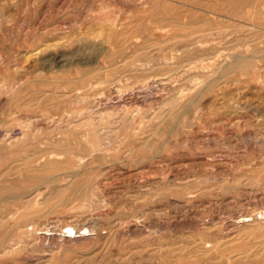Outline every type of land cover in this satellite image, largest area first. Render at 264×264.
I'll return each instance as SVG.
<instances>
[{"label": "rangeland", "instance_id": "1", "mask_svg": "<svg viewBox=\"0 0 264 264\" xmlns=\"http://www.w3.org/2000/svg\"><path fill=\"white\" fill-rule=\"evenodd\" d=\"M0 141V264H264V2L0 0Z\"/></svg>", "mask_w": 264, "mask_h": 264}, {"label": "bare ground", "instance_id": "2", "mask_svg": "<svg viewBox=\"0 0 264 264\" xmlns=\"http://www.w3.org/2000/svg\"><path fill=\"white\" fill-rule=\"evenodd\" d=\"M242 1H243V0H242ZM255 1H257V0H254V2H255ZM259 1H261V0H259ZM262 2H264V0H262ZM258 4H259V3H258ZM254 5H255V4H254ZM238 7H239V6H238ZM172 17H173V16H172ZM128 23H129V22H128ZM114 26H115V25H113L112 27H114ZM240 27H242V26H240ZM109 28H110V27H109ZM243 28H244V27H243ZM160 29H162V27H161ZM114 32H115V31H114ZM255 33H256V32H255ZM259 33H260V32H259ZM114 34H115V33H114ZM116 34H117V32H116ZM256 34H258V33H256ZM112 35H113V34H112ZM261 35H262V34L260 33V36H261ZM251 36L253 37V35H250V37H251ZM254 36H255V34H254ZM260 36H259V37H260ZM261 37H262V36H261ZM129 39H130V38H129ZM244 39H245V38H244ZM244 39H243V40H244ZM249 39H250V38H249ZM260 40H261V39H260ZM113 41H115V40H113ZM116 41H117V40H116ZM252 41H253V40H252ZM257 41L259 42V39H258ZM251 43H252V42H251ZM248 44H249V43H248ZM254 44H255V43H254ZM244 45H245V44H244ZM244 45H243V46H244ZM252 47H253V46H252ZM256 48H257V47H256ZM239 49H240V48H239ZM241 49H242V48H241ZM235 50H236V49H235ZM242 50H243V49H242ZM233 51H234V50H233ZM234 52H235V51H234ZM234 52H233V53H234ZM180 53H181V52H180ZM249 54H250V53H249ZM123 55H124V54H123ZM200 55H201V54H200ZM245 55H246V54H245ZM254 55H255V54H254ZM256 55H257V54H256ZM246 56H247V55H246ZM246 56H243V55H241V54L236 55V56L234 57V63L232 64V66H233V67H236V65H237L238 63H240L241 61H243V60H244L243 62H245V61L247 60V59H246V58H247ZM250 56H251V54H250ZM250 56H249V57H250ZM203 57H204V56H203ZM254 57H255V56H254ZM250 58H253V56H251ZM255 58H256V57H255ZM166 59H167V58H166ZM168 59H169V58H168ZM200 59H201V58H200ZM204 59H205V58H204ZM253 59H254V58H253ZM208 60H209V59H208ZM248 60H249V59H248ZM215 61H216V60H215ZM249 61L252 62L253 60H249ZM146 62H147V61H146ZM232 62H233V61H232ZM243 62H242V63H243ZM250 62H249V63H250ZM242 63H241V64H242ZM245 63H246V62H245ZM256 63H257V62H256ZM247 64H248V62H247ZM253 64H255V63L253 62ZM253 64H252V65H253ZM118 65H119V64H118ZM243 65H244V63H243ZM245 65H246V64H245ZM252 65H251V66H252ZM145 66H146V65H145ZM169 66H170V65H169ZM241 66H242V65H241ZM138 67H139V66H138ZM140 67H141V66H140ZM219 67H220V66H219ZM239 67H240V66H239ZM244 67H245V66H244ZM244 67H243V68H244ZM246 67H248V66H246ZM249 67H250V66H249ZM254 67H255V66H254ZM166 68H167V67H166ZM251 68H252V67H251ZM130 70H131V69H130ZM170 73H171V72H170ZM179 73H180V72H179ZM201 73H202V72H201ZM177 75H178V74H177ZM179 75H180V74H179ZM170 76H171V75H170ZM173 76H174V75H173ZM226 76H228V75H226ZM229 76H230V75H229ZM171 77H172V76H171ZM177 77H178V76H177ZM211 78H212V77H211ZM159 80H160V79H159ZM104 81H105V80H104ZM101 82H102V81H101ZM84 84H85V83H84ZM207 84H208V83H207ZM207 84H206V85H207ZM112 85H113V84H112ZM91 86H92V85H91ZM91 86H90V87H91ZM145 86H146V85H145ZM163 86H164V85H163ZM90 87H89V88H90ZM91 88H93V87H91ZM91 88H90V91H91ZM142 88H143V87H142ZM144 88H145V87H144ZM132 89H133V88H132ZM145 89H146V88H145ZM200 89L202 90V87H201ZM78 90H79V89H78ZM86 90H89V89H86ZM140 90H141V89H140ZM142 90H143V89H142ZM201 90H200V92H201ZM90 91H89V100H90V98L92 97V96L90 97V93L92 92V91H91V92H90ZM94 91H95V90H94ZM198 92H199V91H198ZM92 93H93V92H92ZM80 94H81V93H80ZM84 94H85V93H84ZM201 94H202V93H201ZM91 95H92V94H91ZM82 97H83V96H82ZM86 98H87V97H86ZM97 99H98V98H97ZM145 99H147V98H145ZM145 99H144V100H145ZM86 101H87V100H86ZM141 101H142V100H141ZM96 102H97V105H98V101H96ZM142 102H143V101H142ZM176 102L178 103V101H176ZM176 102H174V103H176ZM174 103L172 104V108L174 107ZM179 103H180V102H179ZM82 105H83V104H82ZM157 106H158V105H157ZM176 107H177V106H176ZM170 108H171V107H170ZM168 109H169V108H168ZM83 110H84V109H83ZM87 110H89V109L87 108L86 110H84V112H86ZM149 110H150V109H149ZM236 111H237V110H236ZM71 112H72V111H71ZM78 112H79V111H78ZM81 112H82V114H83V111H81ZM91 112H92V111H91ZM91 112H89V113L91 114ZM101 112H102V111H101ZM101 112H100V113H101ZM176 112H177V111H176ZM95 113H96V112H95ZM98 113H99V112H98ZM79 114H80V113H79ZM96 114H97V113H96ZM174 114L177 115V113H174ZM174 114H173V115H174ZM200 114H201V113H200ZM88 115H89V114H88ZM171 115H172V114H171ZM238 115H239V114H238ZM79 116H80V115H79ZM85 116H86V115H85ZM85 116H84V117H85ZM89 116H90V115H89ZM93 116H94V115H93ZM51 117H52V116H51ZM56 117H57V116H56ZM179 117H180V115H179ZM181 117H182V116H181ZM229 117H230V116H229ZM53 118H55V116L52 117V119H53ZM60 118H61V117H60ZM87 118H89V117H87ZM91 118H92V117H91ZM91 118H89V119H91ZM68 119H69V118H68ZM84 119H86V118H84ZM94 119H95V118H94ZM98 119H99V118H98ZM127 119H128V118H127ZM172 119H173V118H172ZM182 119H183V118H182ZM61 120H62V119H61ZM64 120H65V119H64ZM86 120H87V119H86ZM92 120H93V119H92ZM166 120H167V119H166ZM173 120H176V119H173ZM29 121H30V119H29ZM29 121H28V124L26 123L27 125H29ZM33 121H34V120H33ZM126 121H127V120H126ZM53 122H55L54 119H53ZM131 122H132V121H131ZM131 122H130V124H131ZM58 123H60L59 119H58ZM26 124H25V125H26ZM67 124H68V123H67ZM25 125H24V126H25ZM27 125H26V127H28ZM94 125H95V124H94ZM194 125H195V123H194ZM59 126L62 127L63 124H62V125H59ZM20 127H21V126H20ZM30 127H31V126H30ZM67 127H69V126L67 125ZM70 127H71V126H70ZM94 128H95V127H93V129H94ZM181 128H182V127H181ZM2 129H3V128H2ZM93 129H92V130H93ZM21 130H23V129H21ZM24 130H25V129H24ZM8 131H9V130H8ZM25 131H26V130H25ZM25 131H23V132H25ZM94 131H95V130H94ZM94 131H93V132H94ZM96 131H97V130H96ZM26 132H27V131H26ZM32 132H33V131H32ZM3 134H4V133H3ZM6 134H7V133H6ZM10 134H11V132H10ZM10 134H9V135H10ZM111 134H112V133H111ZM4 135H5V134H4ZM9 135H8V138H9ZM19 135H20V133H19ZM19 135H18V136H19ZM24 135H25V134H24ZM28 135H29V134H28ZM102 135H103V134H102ZM102 135H101V136H102ZM6 136H7V135H6ZM6 136H5V137H6ZM12 136H13V135H12ZM99 136H100V135H99ZM103 136H104V135H103ZM2 137H3V135H2ZM5 137H4V138H5ZM14 137H17V136H14ZM21 137H22V136H21ZM21 137H20V138H21ZM106 137H107V136H106ZM4 138H3V140H4ZM6 138H7V137H6ZM22 138H23V137H22ZM25 138H26V137H25ZM100 138H101V137H100ZM100 138H99V139H100ZM103 138H105V137H103ZM10 139H11V138H10ZM99 139H98V140H99ZM5 140H6V139H5ZM57 140H58V139H56V141H57ZM100 140H101V139H100ZM7 141H8V140H7ZM20 141H21V139H20ZM0 142H1V141H0ZM22 142H23V141H22ZM25 142H26V140H25ZM62 142H63V141H62ZM98 142H99V141H98ZM23 143H24V142H23ZM23 143H22V145H25L27 142H26L25 144H23ZM59 143H60V142H59ZM63 143H64V142H63ZM69 143H70V142H69ZM71 143H72V142H71ZM51 144H52V142H51ZM100 144H101V143H100ZM105 144H106L105 141H103V145H105ZM12 145H13V144H12ZM45 145H46V144H45ZM52 145H53V144H52ZM84 145H85V144H84ZM84 145H83V147H84ZM101 145H102V144H101ZM101 145H100V146H101ZM50 146H51V145H50ZM64 146H65V145H64ZM71 146H72V145H71ZM7 147H8V146H7ZM20 147H21V146H20ZM83 147H81V149H83ZM85 147H86V145H85ZM18 148H19V147H18ZM53 148H55V147L53 146ZM60 148H61V147H60ZM56 149L58 150L59 148L56 147ZM85 149H87V148H85ZM100 150H102V147H101ZM60 151H62V149H61ZM90 151H91V150H90ZM95 151L98 152V150H95ZM86 152H87V151H86ZM86 152H85V153H86ZM97 152H95V153H97ZM104 152H105V151H104ZM31 153H32V152H31ZM36 153H37V152H36ZM83 153H84V152H83ZM88 153H89V152H88ZM99 153H100V152H99ZM101 153H102V151H101ZM129 153H130V152H129ZM90 154H91V153H90ZM56 155H59V154H56ZM99 155H100V154H98V156H99ZM87 156H88V155H87ZM90 156H91V155H90ZM95 156H96V155H95ZM98 156H97V158H98ZM26 157H27V156H26ZM34 157H35V156H34ZM49 157H50V156H49ZM61 157H62V156H61ZM88 157H89V156H88ZM41 159H42V158H41ZM43 159H44V158H43ZM29 160H30V159H29ZM89 160H91V159H89ZM227 160H228V159H227ZM53 161H54V160H53ZM84 161H85V156H79V157H78V163H82V162H84ZM91 161H92V160H91ZM91 161H90V162H91ZM93 161H94V160H93ZM21 162H22V161H21ZM25 162H26V161H25ZM50 162H51V161H50ZM55 162H57V161H55ZM60 162H62V161H60ZM90 162H89V163H90ZM32 163H35V162H32ZM45 163H47V162H45ZM51 163H52V162H51ZM53 163H54V162H53ZM87 163H88V162H87ZM22 164H23V163H22ZM22 164H21V165H22ZM28 164H30V162H29ZM48 164H49V163H48ZM54 164H55V163H54ZM32 165H33V164H32ZM42 165H44V164H42ZM45 165H46V164H45ZM60 165H61V164H60ZM76 165H77V163H76ZM23 166H24V164H23ZM49 166H51V165H49ZM47 167H48V166L46 165L45 170H46ZM52 167H53V166H52ZM67 167H68V166H67ZM259 167H260V166H259ZM31 168H32V166H31ZM32 169H33V168H32ZM47 169H48V168H47ZM54 169H55V167H54ZM56 169H57V168H56ZM196 169H197V168H196ZM259 169H260V168H259ZM42 170H44V168H42ZM70 170H71V169H70ZM70 170H69V171H70ZM36 171H37V170H36ZM39 171H40V170H39ZM47 171H48V170H47ZM50 171L52 172L51 169H50ZM50 171H49V172H50ZM16 173H17V172H16ZM56 175H57V174H56ZM56 175H55V176H56ZM193 175H194V174H193ZM69 177H70V176H69ZM256 177H257V175H256ZM259 177H260V176H259ZM261 177H262V175H261ZM222 178H223V177H222ZM49 179H50V178H49ZM255 179H256V178H255ZM259 179H260V178H259ZM43 180H45V179H43ZM210 180H211V179H210ZM257 180H258V178H257ZM253 181H254V180H253ZM71 182H72V181H71ZM140 182H141V181H140ZM149 182H150V181H149ZM39 183H40V182H39ZM67 183H69V181H68ZM257 183H259L258 185H264V181H259V182L257 181ZM69 184H70V183H69ZM69 184H68V185H69ZM68 185H67L66 187H68ZM77 185H78V184H77ZM77 185H76V186H77ZM19 186H20V185H19ZM70 186H71V185H70ZM256 186H257V185H256ZM24 187H25V186H24ZM24 187H23V188H24ZM64 187H65V186H64ZM130 187H131V186H130ZM149 187H150V186H149ZM19 188H20V187H19ZM21 188H22V187H21ZM23 188H22V189H23ZM72 188H73V187H72ZM72 188H71V189H72ZM133 188H134V187H133ZM15 189H16V188L14 187L13 190H15ZM25 189H26V187H25ZM35 189H37V188H35ZM63 189H64V188H63ZM67 189H68V188H67ZM23 190H24V189H23ZM37 190H38V189H37ZM52 190H54V189H52ZM55 190H56V189H55ZM55 190H54V191H55ZM84 190H85V189H84ZM84 190H83V193H84ZM16 191H18V190H16ZM39 191H40V189H39ZM69 191H70V190H69ZM4 192H5V191H4ZM55 192H56V191H55ZM78 192H79V191H78ZM252 192L254 193L255 191H252ZM259 193H260V191H259ZM0 194H1V193H0ZM255 194H257V193H255ZM260 194H261V193H260ZM40 195H41V193H40V192H39V193L37 192L36 196H40ZM148 195H149V194H148ZM36 196H35V197H36ZM251 197H252V196H251ZM254 197H255V196H254ZM256 197H257V195H256ZM259 197H260V196H259ZM71 198H72V197H71ZM257 198H258V197H257ZM62 199H63V198H62ZM254 200H255V199H254ZM151 210H152V209H151ZM35 211H36V210H35ZM37 211H38V210H37ZM40 212H41V210H40ZM42 212H43V211H42ZM53 212H54V211H53ZM106 212H107V211H106ZM32 214H33V213H32ZM35 214H36V212H35ZM256 214L260 216V219H261V218H264V208H262V210H260V211H258L257 213H255V216H257ZM27 215L29 216V214H27ZM19 216H21V215H19ZM23 216H24V215H22V217H23ZM28 216H25V217L28 218ZM31 216H32V215H31ZM136 217H137V216H136ZM19 218H20V217H19ZM19 218L16 219V220H15V223H14V224H15V227H16L15 229H16L17 231L20 229V227H22V226H20V222H19V220H21V219H19ZM27 218H26V219H27ZM139 218H140V216H139ZM189 218H190V217H189ZM23 219H25V218L23 217ZM23 219H22V220H23ZM134 219H135V217H134ZM137 219H138V218H137ZM216 219H217V218H216ZM119 220H120V219H119ZM128 220H129V219H128ZM138 220H139V219H138ZM93 221H94V220H93ZM32 223H33V222H32ZM113 223H114V222H113ZM122 223H123V222H122ZM124 223H125V222H124ZM236 223H237V222H236ZM94 224H95V221H94ZM94 224H93V225H94ZM98 224H99V223H98ZM115 224H116V223H115ZM140 224H141V223H140ZM212 224H213V223H212ZM221 224H222V223H221ZM33 225H35V224L30 225V224L28 223V225H26V229L24 228V229H25L24 231H18V232L16 233V239H15V241L13 240V242L8 241V242H5V243H1V242H0V250L3 251L4 253H5V252L12 251V250H13L12 247H13L14 245H16L17 242H19V243L22 242V241H23V238H26V237H27V234H26V233H28V232L33 233L32 235H33V237H34V233L37 231V226H33ZM38 225H40V224H38ZM41 225H42V224H41ZM83 225H84V224H83ZM120 225H121V224H120ZM8 226H9V225H8ZM48 226H49V225H48ZM89 226H90V225H89ZM115 226H116V225H115ZM143 226H144V225H143ZM46 227H47V226H46ZM92 227H93V226H92ZM112 227H113V226H112ZM112 227H111V228H112ZM232 227H233V226H232ZM89 228H90V227H89ZM89 228H88L87 226L75 227V226H73V225L67 223L66 225H64V226L61 227V231H60L61 233H60V232H59V233H60V235H62V234H63V235H64V234H67V236L84 237L87 233H90V232L92 231V229H91V231H90ZM114 228H115V227H114ZM13 229H14V228H13ZM44 229H46V228H44ZM96 229H97V228H96ZM118 229H119V227H118ZM131 229H132V228H131ZM93 230H94V229H93ZM7 231H8V230H7ZM14 231H15V230H14ZM14 231H13V232H14ZM43 231H44V230H43ZM49 231H51V229H50V228H47V229H46V233H44V235H50V234H48ZM117 231H118V230H117ZM117 231H116V232H117ZM41 232H42V230H41ZM196 232H197V231H196ZM38 233H40V231H39ZM25 234H26V237H24ZM42 234H43V233H42ZM98 234H99V233H98ZM37 235H38V234H37ZM39 235H40V234H39ZM4 236H5V235H4ZM13 236H14V235H13ZM28 236H29V234H28ZM35 236H36V234H35ZM42 236H43V235H42ZM36 237H37V236H36ZM36 237H35V238H36ZM38 237H39V236H38ZM43 238H45V236H44ZM65 238H66V237H65ZM27 239H28V238H27ZM31 241H32V240H31ZM131 241H132V240H131ZM24 242H25V241H24ZM27 242H28V241H27ZM28 243H29V242H28ZM30 243H31V242H30ZM207 243H209V241H205V242H204V245H206ZM209 244H210V243H209ZM209 244H208V245H209ZM22 245H24V243L20 244V246H22ZM20 246H19V248H21ZM26 246H27V245H26ZM14 247H15V246H14ZM17 247H18V246H16V248H14V249H18ZM22 247H24V246H22ZM187 247H188V246H187ZM210 248H213V246L210 247ZM210 248H209V249H210ZM214 248H215V247H214ZM12 252H13V251H12ZM10 253H11V252H10ZM235 260H236V259H235ZM121 261H122V260H121ZM39 264H40V263H39Z\"/></svg>", "mask_w": 264, "mask_h": 264}]
</instances>
